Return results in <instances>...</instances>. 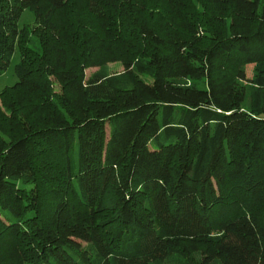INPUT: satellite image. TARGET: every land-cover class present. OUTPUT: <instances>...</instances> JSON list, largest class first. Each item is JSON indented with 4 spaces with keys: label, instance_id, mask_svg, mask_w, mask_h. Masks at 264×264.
<instances>
[{
    "label": "trees",
    "instance_id": "trees-1",
    "mask_svg": "<svg viewBox=\"0 0 264 264\" xmlns=\"http://www.w3.org/2000/svg\"><path fill=\"white\" fill-rule=\"evenodd\" d=\"M16 47L0 264H264V0H0Z\"/></svg>",
    "mask_w": 264,
    "mask_h": 264
},
{
    "label": "rangeland",
    "instance_id": "rangeland-1",
    "mask_svg": "<svg viewBox=\"0 0 264 264\" xmlns=\"http://www.w3.org/2000/svg\"><path fill=\"white\" fill-rule=\"evenodd\" d=\"M34 22V15L33 13L29 10V9H24L23 12L20 15V18L18 20V25L19 26H23L24 24L27 25H32ZM31 45L33 47H37L39 46V44L34 40V42L31 43ZM19 51L18 48L16 47L9 66L7 67V69L0 74V92L6 87V86H11L13 85L16 80L17 77L14 74V65L19 61ZM107 69L109 72H117L122 70V66L120 62H113V63H108L107 64ZM96 68H89L86 70V76H89L93 71H95Z\"/></svg>",
    "mask_w": 264,
    "mask_h": 264
}]
</instances>
